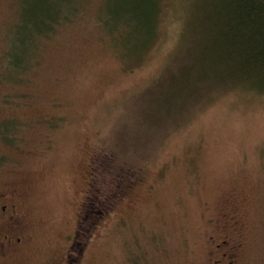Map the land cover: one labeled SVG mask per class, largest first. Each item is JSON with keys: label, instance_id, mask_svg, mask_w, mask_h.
<instances>
[{"label": "rangeland", "instance_id": "rangeland-1", "mask_svg": "<svg viewBox=\"0 0 264 264\" xmlns=\"http://www.w3.org/2000/svg\"><path fill=\"white\" fill-rule=\"evenodd\" d=\"M52 1V34L30 46L22 0H0V70L23 63L0 77V197L16 215L0 264H264V94L206 90L175 116L155 92L187 0L155 15L152 0ZM93 156L90 206L111 208L80 234Z\"/></svg>", "mask_w": 264, "mask_h": 264}, {"label": "trees", "instance_id": "trees-1", "mask_svg": "<svg viewBox=\"0 0 264 264\" xmlns=\"http://www.w3.org/2000/svg\"><path fill=\"white\" fill-rule=\"evenodd\" d=\"M152 2L156 8L154 10L152 3L150 15H155L160 10V4L158 0ZM138 3L135 0L134 4ZM22 5L21 21L24 26L21 35L32 46L38 34L44 39L52 34V25L58 20L56 7L52 0H30V3L22 0ZM140 12L148 24L146 12ZM183 18L182 48L171 69L157 81L155 92L170 113L177 116L183 109L181 107L189 104L190 100L215 88H243L264 94V0H187ZM150 21L148 25L154 27V20L151 18ZM31 54H28L27 61ZM10 59L8 65L0 70L2 78L15 79L23 68L22 53H13ZM206 81L210 84H205ZM91 162L93 171L90 172L78 217L80 234L84 233L82 227H85L90 211L94 213L93 220H96L105 215L107 207L111 208L108 204L97 209L90 206L91 197L96 194L95 181L105 166L99 156H93ZM120 172L123 173L122 168L115 167L109 176L118 177ZM84 242L80 240L81 246ZM80 257V252L73 257L68 256L66 264H78Z\"/></svg>", "mask_w": 264, "mask_h": 264}, {"label": "flooded vegetation", "instance_id": "flooded-vegetation-1", "mask_svg": "<svg viewBox=\"0 0 264 264\" xmlns=\"http://www.w3.org/2000/svg\"><path fill=\"white\" fill-rule=\"evenodd\" d=\"M6 198L3 196L0 197V221H1V227H0V250H3L6 245H9L12 243L11 239L9 238L8 234L5 230H3V225H9L10 222L14 221L15 219V209L14 204H11L10 207L8 206V203L6 202ZM5 221L9 222L6 223ZM18 240V239H17ZM226 243L225 241H223ZM217 248L220 249V244H216ZM223 256H227L225 253H221V256L219 258H216L213 261V264H223L220 259L223 258ZM226 264H229L226 262ZM232 264V263H231Z\"/></svg>", "mask_w": 264, "mask_h": 264}]
</instances>
